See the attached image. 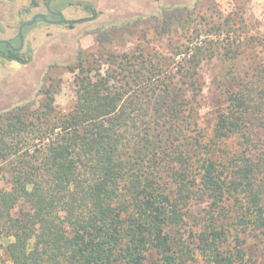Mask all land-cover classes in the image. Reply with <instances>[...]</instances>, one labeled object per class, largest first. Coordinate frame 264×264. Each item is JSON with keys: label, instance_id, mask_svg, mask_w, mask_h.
<instances>
[{"label": "trees", "instance_id": "16d2710c", "mask_svg": "<svg viewBox=\"0 0 264 264\" xmlns=\"http://www.w3.org/2000/svg\"><path fill=\"white\" fill-rule=\"evenodd\" d=\"M184 13L164 9L162 35L189 25ZM189 41L173 59H79L69 110L49 88L38 106L0 111V240L12 264H264V66L227 59L237 63L205 134L199 68L219 46ZM195 202L207 204L199 216Z\"/></svg>", "mask_w": 264, "mask_h": 264}, {"label": "rangeland", "instance_id": "374dc122", "mask_svg": "<svg viewBox=\"0 0 264 264\" xmlns=\"http://www.w3.org/2000/svg\"><path fill=\"white\" fill-rule=\"evenodd\" d=\"M46 1L0 0V39L17 46L20 24L34 14H47ZM54 1L63 3L58 6L64 9L68 21L61 25L40 21L26 29L22 52L28 60L26 64L0 57V111L34 100L38 106L45 98L43 91L49 88L54 91L56 105L69 110L76 95L74 74L69 69L79 59H100L102 49L115 54H132L138 49L145 54L156 51L173 59V50L189 44V37H194L193 45L213 42L219 46L214 57L199 68V126L209 134L221 102L220 83L226 81L230 65L237 63L227 59H239L242 64L238 63L246 68L264 66V0ZM85 3L94 11H86ZM167 8L184 10V17L191 15L192 22L162 35L161 18ZM94 12L98 13L96 19ZM101 34L109 36L103 47L98 42ZM233 49L236 58L227 55ZM106 69L103 66L102 72ZM206 205L195 202L192 213L201 215ZM5 245L6 241L1 239L0 264H12L4 253ZM188 264L206 262L197 260Z\"/></svg>", "mask_w": 264, "mask_h": 264}, {"label": "flooded vegetation", "instance_id": "af4514ba", "mask_svg": "<svg viewBox=\"0 0 264 264\" xmlns=\"http://www.w3.org/2000/svg\"><path fill=\"white\" fill-rule=\"evenodd\" d=\"M46 4H47V1H46ZM63 5V3H56L54 0H52L51 1V4H50V10H51V7H53L54 9H53V11H54V13H62L63 14V10L64 9H61L58 5ZM85 9V8H84ZM91 9L94 11V9L91 7ZM46 10H47V7H46ZM91 10V11H92ZM52 10H51V12H53ZM38 14H43L48 20H50V21H52V23H47V24H49V25H58V24H53V22H58L59 20H60V17L58 16V15H54V14H52V13H50V11H48L47 10V14H44V13H38ZM35 15H37V14H34L33 16H32V18L35 16ZM63 16H64V21H63V23L62 24H64L65 22H67L68 20L65 18V15L63 14ZM98 17V13L97 12H94V15H93V19H96ZM31 18V19H32ZM30 19V20H31ZM40 21H42V22H44L43 20H41V19H39L36 23H38V22H40ZM26 22V21H25ZM69 22H72V23H75L76 21H69ZM35 23V24H36ZM44 23H46V22H44ZM22 24V23H21ZM20 24V25H21ZM34 24V25H35ZM61 25V24H60ZM20 27V26H19ZM31 27V26H30ZM28 27H26V28H24V30H23V37H24V41H25V35H26V29H27ZM18 31H19V28H18ZM16 38H17V41L19 42L20 40H19V34L17 33V35H16ZM1 41H7V40H3V39H0V42ZM7 42H9L10 44H11V46L12 47H10V45H8V44H6V43H0V57L1 58H3V59H7L4 55H3V53L4 52H6V53H9V51H8V49L9 50H11V51H13L14 53H16V54H22V52H23V49H24V46H23V48L21 49V50H18V48H19V46H20V42H19V44L17 45V46H15L12 42H10V41H7Z\"/></svg>", "mask_w": 264, "mask_h": 264}, {"label": "water", "instance_id": "95a60500", "mask_svg": "<svg viewBox=\"0 0 264 264\" xmlns=\"http://www.w3.org/2000/svg\"><path fill=\"white\" fill-rule=\"evenodd\" d=\"M51 1L52 0H47V4H46L47 10L50 11V13H52L54 15H58L60 17V20L58 22H53V24H62L64 21V16L62 13L51 12V10H50ZM39 19L43 20L46 23H52V21L48 20L43 14H37L31 20L23 22L20 25L19 31H18L19 40H20V46H19L18 50H21L24 46V37H23L24 28L33 26ZM0 43H6V44L10 45V47H12L11 44L7 41H1Z\"/></svg>", "mask_w": 264, "mask_h": 264}]
</instances>
